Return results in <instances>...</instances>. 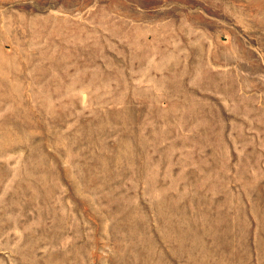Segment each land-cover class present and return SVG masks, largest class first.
<instances>
[{
  "label": "rangeland",
  "instance_id": "1",
  "mask_svg": "<svg viewBox=\"0 0 264 264\" xmlns=\"http://www.w3.org/2000/svg\"><path fill=\"white\" fill-rule=\"evenodd\" d=\"M0 264H264V0H0Z\"/></svg>",
  "mask_w": 264,
  "mask_h": 264
}]
</instances>
